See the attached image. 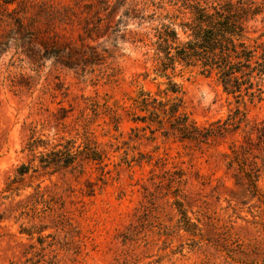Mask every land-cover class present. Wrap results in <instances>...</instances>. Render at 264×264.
Listing matches in <instances>:
<instances>
[{"label":"rangeland","instance_id":"obj_1","mask_svg":"<svg viewBox=\"0 0 264 264\" xmlns=\"http://www.w3.org/2000/svg\"><path fill=\"white\" fill-rule=\"evenodd\" d=\"M242 1L261 10L247 38L264 39V0ZM192 3L0 0V18L14 12L27 27L16 38L28 34L15 42L0 23V264H264V143L245 132L264 124V101L236 103L176 66L169 80L188 120L206 126L239 110L248 127L195 144L132 121L139 92L173 98L155 76L152 29L178 25ZM68 141L101 162L42 169L39 156ZM230 147L259 169L257 195Z\"/></svg>","mask_w":264,"mask_h":264},{"label":"trees","instance_id":"obj_2","mask_svg":"<svg viewBox=\"0 0 264 264\" xmlns=\"http://www.w3.org/2000/svg\"><path fill=\"white\" fill-rule=\"evenodd\" d=\"M188 6H180L179 15L182 19L178 25L161 24L153 28L154 42L153 58L155 61V76L168 80L167 94L173 98L161 101L148 93L139 92L138 97L133 101L135 109L143 113L142 116L132 114V121L156 124L154 131L167 126V131L161 134H170L179 141H188L195 144H206L214 135L221 136L225 132L237 131L240 124L245 129L248 127L244 116L236 110L232 116L228 115L224 120H216L200 126L188 120V117L181 113V98L178 97L180 88L173 83L168 75L173 72L176 66L197 69L202 76L213 78L222 92L236 103L244 100L249 102L264 101V39L262 35L255 39L247 38V24L261 14L259 7L251 6V3L242 0H218L210 6H201L194 2ZM116 4V3H115ZM106 7L103 11H107ZM113 10V9H111ZM111 16V11L108 12ZM140 20L143 18H139ZM0 23L9 27V32L14 35V41H21L16 38L27 27L24 26L22 18L14 12H5L0 18ZM109 28V24L104 25ZM26 28V29H25ZM178 29V30H177ZM98 30V29H95ZM246 134L256 133L258 139H263L264 124L250 127ZM34 142L29 144V149L34 148ZM72 142L68 141L61 149L52 150L48 154H41L38 163L42 169H67L77 156L84 157L91 161L101 162L100 156L84 147L82 151L73 150ZM264 149V147H263ZM229 150L232 154V161L239 166L240 172L246 179L249 192L255 196L258 194L257 182L259 169L253 163L252 168L246 169V162L234 147ZM264 151V150H263ZM251 167V166H250ZM28 172V167L21 166L17 173L22 175ZM183 225L187 227L189 222L183 213Z\"/></svg>","mask_w":264,"mask_h":264}]
</instances>
